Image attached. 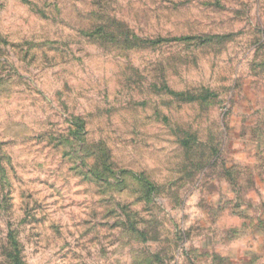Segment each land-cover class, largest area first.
<instances>
[{
	"label": "rangeland",
	"instance_id": "1",
	"mask_svg": "<svg viewBox=\"0 0 264 264\" xmlns=\"http://www.w3.org/2000/svg\"><path fill=\"white\" fill-rule=\"evenodd\" d=\"M263 31L264 0H0V264H264Z\"/></svg>",
	"mask_w": 264,
	"mask_h": 264
},
{
	"label": "trees",
	"instance_id": "2",
	"mask_svg": "<svg viewBox=\"0 0 264 264\" xmlns=\"http://www.w3.org/2000/svg\"><path fill=\"white\" fill-rule=\"evenodd\" d=\"M103 27H100V29H102ZM264 32V31H263ZM192 37H189V36H186V37H178L176 40H185V39H191ZM147 41H153V43L154 42H158V41H155V40H151V39H146ZM157 40H159V41H161V40H167V39H165L164 37H161L160 39H157ZM18 264H20V262L17 260L16 261Z\"/></svg>",
	"mask_w": 264,
	"mask_h": 264
}]
</instances>
